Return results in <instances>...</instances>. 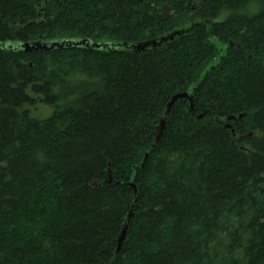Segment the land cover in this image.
Instances as JSON below:
<instances>
[{
  "label": "trees",
  "instance_id": "obj_1",
  "mask_svg": "<svg viewBox=\"0 0 264 264\" xmlns=\"http://www.w3.org/2000/svg\"><path fill=\"white\" fill-rule=\"evenodd\" d=\"M176 29L0 48V264H264V0H0L5 44Z\"/></svg>",
  "mask_w": 264,
  "mask_h": 264
},
{
  "label": "water",
  "instance_id": "obj_2",
  "mask_svg": "<svg viewBox=\"0 0 264 264\" xmlns=\"http://www.w3.org/2000/svg\"><path fill=\"white\" fill-rule=\"evenodd\" d=\"M195 1L194 3L191 5V8L194 9L195 8ZM160 12L161 13H170V7L167 4H164L163 6L160 7ZM21 25H19L20 27ZM183 32V30H173L170 33L157 37V38H153L151 40H147V41H143L140 43H136V44H128L126 42L123 43H111V42H96V41H91L88 40L86 38H82V39H61V40H52V41H41V40H34V41H29V42H22V43H18V44H5V43H0V48L4 47V48H13V47H20L25 51H31V50H40V51H51L54 48H63V47H72V46H85L87 48H105V49H112V48H116V47H120V46H124L126 48H131L133 50H143L146 46L152 45V46H158L161 43L167 42L168 40H172L175 36L180 35ZM182 97H186L190 100V97L188 95L187 92H180V93H176L174 95L171 96L168 104H167V109H169V107L171 106V104L174 103V101H176L179 98ZM168 111V110H167ZM241 115H239L240 117ZM198 117H201V115H199ZM234 118L233 116H229L227 119H232ZM164 126V120L163 118H160L159 120V124L156 127V137L155 140L157 141L160 137L162 128ZM146 157V155H145ZM134 190H136L135 186L133 183H130ZM136 192V191H134ZM131 217V209L128 212L123 227L121 229L120 235L117 239V249H119L124 237H125V232H126V228L127 225L129 223Z\"/></svg>",
  "mask_w": 264,
  "mask_h": 264
},
{
  "label": "rangeland",
  "instance_id": "obj_3",
  "mask_svg": "<svg viewBox=\"0 0 264 264\" xmlns=\"http://www.w3.org/2000/svg\"><path fill=\"white\" fill-rule=\"evenodd\" d=\"M217 46L221 49V51L224 50L225 46L220 44V43H217ZM51 112V108L50 107H42V108H39L36 112H34L35 115L39 116V117H45L47 116L49 113Z\"/></svg>",
  "mask_w": 264,
  "mask_h": 264
},
{
  "label": "bare ground",
  "instance_id": "obj_4",
  "mask_svg": "<svg viewBox=\"0 0 264 264\" xmlns=\"http://www.w3.org/2000/svg\"><path fill=\"white\" fill-rule=\"evenodd\" d=\"M163 5H164V4H163ZM163 5H162V6H163ZM160 7H161V6H160Z\"/></svg>",
  "mask_w": 264,
  "mask_h": 264
}]
</instances>
